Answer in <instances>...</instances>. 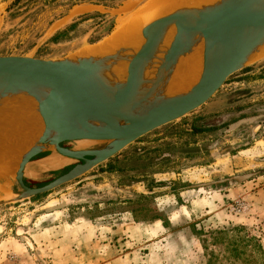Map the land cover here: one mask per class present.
Listing matches in <instances>:
<instances>
[{
    "label": "rangeland",
    "instance_id": "obj_1",
    "mask_svg": "<svg viewBox=\"0 0 264 264\" xmlns=\"http://www.w3.org/2000/svg\"><path fill=\"white\" fill-rule=\"evenodd\" d=\"M96 1L0 0V56L89 55L152 2ZM17 165L0 198V264H264V56L199 108L47 193L13 200Z\"/></svg>",
    "mask_w": 264,
    "mask_h": 264
},
{
    "label": "water",
    "instance_id": "obj_2",
    "mask_svg": "<svg viewBox=\"0 0 264 264\" xmlns=\"http://www.w3.org/2000/svg\"><path fill=\"white\" fill-rule=\"evenodd\" d=\"M170 27L173 38L158 57ZM141 36L144 41L138 49L119 45L100 55L0 56V131L10 125L4 119L9 118L4 116L10 101L20 97L33 99L31 112L43 124L17 160L14 179L20 191L13 192V200L69 183L143 135L202 106L229 76L264 56L260 52L264 48V0H218L200 7H179L156 16L141 29ZM197 45H202L199 79L183 93H168L172 75L180 73L179 61ZM117 64L125 68L120 81L107 78ZM153 64V74L147 77L145 72ZM63 142L90 145L69 149ZM45 146L82 163L41 187H28L23 181L24 167Z\"/></svg>",
    "mask_w": 264,
    "mask_h": 264
},
{
    "label": "bare ground",
    "instance_id": "obj_3",
    "mask_svg": "<svg viewBox=\"0 0 264 264\" xmlns=\"http://www.w3.org/2000/svg\"><path fill=\"white\" fill-rule=\"evenodd\" d=\"M217 1L218 0H152V2L150 1L151 3L149 2L150 3L149 5L148 4L145 5L147 7L144 6L145 8L143 7V10L137 13L135 20H133L131 24L127 22H123V23L120 22L121 24L119 23L120 25H118V27L113 32V34L110 35V37H108L104 43L97 46L96 48L91 47L92 50H90L89 53L94 55L104 54L114 50L119 45H126L131 49H138L144 41L141 36V29L147 24H149V21L155 16L164 12L169 13L172 10L179 7H186V6L200 7L202 5L213 4ZM173 35H174V28L173 27L168 28L165 32L163 41L160 44L161 45L159 49L160 53L157 55L158 57H161L162 52L169 46L173 38ZM84 51L88 52V50H84ZM260 52L264 54V48ZM82 56L84 55L82 54ZM154 67L155 65L153 64L151 65V67L149 66L147 68L145 72V75L147 77L153 74V70L150 69L151 68L153 69ZM177 70L180 73H175L174 75H172L166 90L168 93H181V92L183 93L197 82L202 70V45L195 46L189 55L183 57L178 63ZM111 72L112 73L110 75H107V78L118 81L123 80L125 76L124 65L121 64L115 65L112 68ZM32 100L33 99L29 97H20L15 101H10L9 106L6 108V109L15 110V113L13 115H11L10 113V115L13 116L11 118L12 120L17 119L18 128H20V130H18L14 135H12L13 132L9 131V129L7 128L0 131V141L2 143L7 141L9 144L8 149L5 150L6 156H4L5 159L1 163L2 166L16 165L17 160L19 159V156L23 152V150L29 147L34 137L39 135L43 130V124L40 117L39 116L35 117L34 114L31 112L32 106L35 107V102H33ZM28 114L32 116L34 121L39 126V130L36 135H34L33 132L32 121L27 118ZM1 155L3 156L4 154ZM4 170H6V172L3 171L6 174L8 172L7 168Z\"/></svg>",
    "mask_w": 264,
    "mask_h": 264
},
{
    "label": "crops",
    "instance_id": "obj_4",
    "mask_svg": "<svg viewBox=\"0 0 264 264\" xmlns=\"http://www.w3.org/2000/svg\"><path fill=\"white\" fill-rule=\"evenodd\" d=\"M9 113L8 115L4 116V117H9V118H4L9 119L10 125H8L9 131H12L13 134H16V132L18 130H20V128H18V121L17 119H11L15 110L14 109H6ZM11 113V115H10ZM34 116L36 117V114H34ZM29 120L32 121L33 123V132L34 135H36L38 133L39 130V126L38 124L34 121V119L32 118V116H30L28 114L27 117ZM16 120V121H15ZM10 135V134H8ZM0 144H8L7 141L5 142H1ZM9 145V144H8ZM0 161H3L5 159L4 156H6V149H2L0 148ZM1 154H4L3 156ZM69 158H66L64 156L59 155L57 152H55L54 150H52L50 147L45 146V148L39 153L37 154L35 157H33L24 167L23 170V181L27 184L30 185L32 183H40V182H47L49 181L50 178L53 177V175L57 172L58 169H61L63 167H65L67 165ZM8 170V172L5 174L4 172H6V169ZM4 171V172H3ZM11 171H14V166H2L0 164V198L2 197H6L9 196V192H10V184H9V176ZM3 172V173H1ZM44 182V183H45ZM126 189V186L121 187V191H124ZM129 213V212H127ZM0 243V247H1Z\"/></svg>",
    "mask_w": 264,
    "mask_h": 264
},
{
    "label": "trees",
    "instance_id": "obj_5",
    "mask_svg": "<svg viewBox=\"0 0 264 264\" xmlns=\"http://www.w3.org/2000/svg\"><path fill=\"white\" fill-rule=\"evenodd\" d=\"M81 1H82V2H87V1H91V0H81ZM112 1H115V2H112V5H114V6H115V5H116V6H120L121 3L124 2V1H126V0H112ZM94 4H101V5L105 6V7L109 6V5H107V3L105 2V0H97ZM72 26H73V25L69 26V29L72 28ZM112 28H113V25H110V27H109V29H108V31H107V33H106L105 35H103L102 37H100V38H98V39L92 41L91 43L97 42V41H99L100 39H102L104 36L108 35V34L110 33V31H111ZM64 33H65V32H61V34H60V33L57 34L53 39H57V38L59 37V35H62V34H64ZM148 188H149V189H150V188H153V186L150 185Z\"/></svg>",
    "mask_w": 264,
    "mask_h": 264
},
{
    "label": "flooded vegetation",
    "instance_id": "obj_6",
    "mask_svg": "<svg viewBox=\"0 0 264 264\" xmlns=\"http://www.w3.org/2000/svg\"><path fill=\"white\" fill-rule=\"evenodd\" d=\"M67 144H68V142H63V143H62V145H63L64 147L71 149V147H69ZM69 160H71V159L69 158ZM77 163H78V164H79V163H82V161H81V160H78ZM71 167H73V166H70V167L68 168V170H69ZM68 170H66V171H68ZM64 173H65V172H64ZM62 174H63V173H62ZM55 177H56V176H54V178H52L51 180L47 181L46 183H41V184H39V185H40L39 187H41V186L47 184L48 182L52 181L53 179H55ZM24 184H25L26 186H28V187L36 186V185H32V184L27 185L25 182H24Z\"/></svg>",
    "mask_w": 264,
    "mask_h": 264
}]
</instances>
